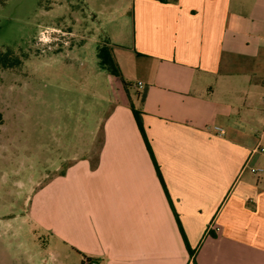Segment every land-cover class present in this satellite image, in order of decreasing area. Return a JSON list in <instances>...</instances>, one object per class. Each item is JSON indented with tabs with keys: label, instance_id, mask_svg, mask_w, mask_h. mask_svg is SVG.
<instances>
[{
	"label": "crops",
	"instance_id": "1",
	"mask_svg": "<svg viewBox=\"0 0 264 264\" xmlns=\"http://www.w3.org/2000/svg\"><path fill=\"white\" fill-rule=\"evenodd\" d=\"M94 1L110 2L96 37L130 87L84 60L63 89L107 104L84 105L74 129V156L90 160H61L64 142L44 161L47 173L74 162L67 178L88 185L74 245L103 264H264V153L252 155L264 146V0Z\"/></svg>",
	"mask_w": 264,
	"mask_h": 264
},
{
	"label": "rangeland",
	"instance_id": "2",
	"mask_svg": "<svg viewBox=\"0 0 264 264\" xmlns=\"http://www.w3.org/2000/svg\"><path fill=\"white\" fill-rule=\"evenodd\" d=\"M109 5L94 0H0V264L101 259L74 245V216L89 206L87 183L74 186L73 177L67 178L74 162L64 163L61 172L43 169L45 160H59L64 142L69 148L61 151V160H90V150L82 158L74 156V129L85 114L84 105H97L96 111L105 115L107 104L91 97L80 100L76 92L63 89H74L73 80L84 79L81 61L92 70L99 67L98 47L104 42L96 37L94 15L97 9L106 13ZM76 36L86 40L82 49L72 48L79 42ZM101 90L106 97L107 86L101 84ZM89 122L90 129L97 125L90 117Z\"/></svg>",
	"mask_w": 264,
	"mask_h": 264
},
{
	"label": "trees",
	"instance_id": "3",
	"mask_svg": "<svg viewBox=\"0 0 264 264\" xmlns=\"http://www.w3.org/2000/svg\"><path fill=\"white\" fill-rule=\"evenodd\" d=\"M2 2H6V0H1ZM161 2H166V0H160ZM104 43H102L99 47H98V58L100 60V65L103 69H105L115 80H117L121 86L124 88V89H127L128 87H130L124 80V77H123V74L121 72V69H120V66L117 62V59H116V56H115V45H113L110 41L109 38H104L103 40ZM19 66H22L19 65ZM17 66V67H19ZM17 69V68H16ZM132 110H133V114H134V117H135V120L137 122V125H138V128L145 140V144H146V147H147V150L149 151L150 155H151V158L153 159V162L155 164V167H156V170H157V174L159 175V177L161 178L160 176V171H159V168L156 164V160L154 159V156H153V152H152V149H151V146H150V143L148 141V138L145 134V130H144V127L142 125V122L140 120V117H139V114L138 112L134 109L133 105H132ZM0 119L1 118V115H0ZM161 182L164 186V181L163 179L161 178ZM164 189L166 191V194L168 195L167 193V190L164 186ZM181 232H182V235L185 239V242H186V246L188 249H190L189 245H188V242L184 236V231L183 229L181 228Z\"/></svg>",
	"mask_w": 264,
	"mask_h": 264
},
{
	"label": "built area",
	"instance_id": "4",
	"mask_svg": "<svg viewBox=\"0 0 264 264\" xmlns=\"http://www.w3.org/2000/svg\"><path fill=\"white\" fill-rule=\"evenodd\" d=\"M143 87H144L143 84L139 83V88L142 89ZM258 152L264 153V146L258 145L257 148H255L253 150L252 155H254L255 153H258ZM262 171H263L262 169H252L253 173L262 172ZM91 264H93V263H91ZM94 264H96V263H94Z\"/></svg>",
	"mask_w": 264,
	"mask_h": 264
}]
</instances>
